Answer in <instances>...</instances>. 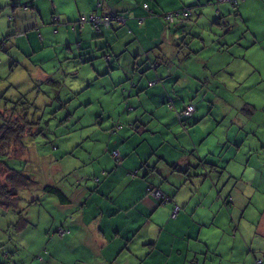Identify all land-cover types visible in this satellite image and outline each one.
I'll return each instance as SVG.
<instances>
[{
    "label": "crops",
    "instance_id": "crops-1",
    "mask_svg": "<svg viewBox=\"0 0 264 264\" xmlns=\"http://www.w3.org/2000/svg\"><path fill=\"white\" fill-rule=\"evenodd\" d=\"M4 1L7 21L15 28L12 33H0V42L9 35L13 40L1 48L4 53L12 55L19 42L34 77L40 71L49 78V71L32 61L37 45L49 48L56 42L67 55L78 54V65L71 72L90 65L93 78H102L106 87H113L108 89L113 98L119 97L114 106L105 105V109L103 105L101 116L92 122L95 139L103 138L105 144L91 148L89 165L95 166L87 178L100 177L103 184L96 188L86 184L95 191L77 194L78 209L67 240L74 246L73 264H258L259 258L264 260V33H252L253 42L250 34L248 46L236 52V33H221V44L215 46L216 41L206 44L205 31L190 32L192 18L203 28V13L194 16L193 10L189 19L165 25L162 12L186 3L199 9L201 0L199 5L194 0H112L127 16L125 23L113 29L79 22L81 15L112 11L109 6L99 9L98 0H48L49 12L41 9L38 0ZM255 2L246 0L242 7ZM144 3L152 10L145 9ZM209 5L215 16L230 11L226 4ZM55 16H60L59 22ZM24 39L28 48H23ZM15 58L13 66L19 61ZM245 62L248 74L242 69ZM210 70L216 72L212 76L216 86L195 92L190 85L207 81ZM226 76L232 80V90ZM249 78L250 94L238 100L236 112V82L245 85ZM128 82L134 85L128 87ZM4 86L2 82L0 95L10 93ZM222 88L233 96L223 94ZM200 94L208 102V112L196 105L194 114L183 122L167 106L172 101L184 108L193 102H187L188 95L193 100ZM122 98L137 110L122 109ZM212 104L222 109L217 112ZM236 116L242 119L238 127ZM153 124L155 136L153 141L146 136L147 142L144 132ZM242 127L246 129L240 131ZM134 129L142 139L132 146ZM245 148L249 151L246 163L239 158ZM149 185L160 187L173 201L160 203L147 193ZM95 192L101 193L95 206L83 201ZM74 201L67 195V200L60 199V206ZM176 203L181 211L173 219Z\"/></svg>",
    "mask_w": 264,
    "mask_h": 264
},
{
    "label": "rangeland",
    "instance_id": "rangeland-1",
    "mask_svg": "<svg viewBox=\"0 0 264 264\" xmlns=\"http://www.w3.org/2000/svg\"><path fill=\"white\" fill-rule=\"evenodd\" d=\"M28 1L24 0L23 2ZM38 1L43 11H50L51 3L48 0ZM194 1L196 5H199L197 0ZM201 2L202 5L198 6L199 9L192 6L191 10H195L194 16L204 14L200 23L203 28L196 25L197 18H192L190 21L191 29L194 31L190 29V32L205 31L204 39H206L207 45H212V41H216L214 42L216 43L215 46L221 44L219 42L221 33H236V44L233 48L237 52L241 47L248 46L250 34L264 33V13L262 12L264 11V4L261 0H256V3L251 6L245 4L242 7V3L236 8L226 4L230 11L226 12L224 17L214 15L208 0H201ZM0 3L3 4V6L0 4V33H12L15 28L10 26L12 24L10 20L7 21L8 10L5 9V1L0 0ZM241 8L243 10H240ZM260 10L262 11L260 12ZM254 34H252V42L255 40ZM52 36L54 37L56 34L52 33ZM232 38L234 36L230 34L229 40ZM11 40L10 38L8 42ZM37 40L38 37L35 35L36 43ZM55 44L56 42H53L54 46L49 48H42L40 44L37 45L35 48L36 55L33 56L32 61L34 64H42L49 71L46 70L49 73V78L53 80L49 83L46 82V79L49 78L40 71L35 77L41 81L35 80L32 72L33 67L29 64L31 61L24 56V51L20 48L19 42L16 43L12 55L4 53L0 49V59L3 60L2 63L0 62V92H2V82L5 85L4 88L10 90L8 94L0 95V112L10 113L11 110L19 109L17 112H24L29 120L26 125L28 130L23 135L22 142H11L2 150L6 154L0 156V186L5 185L4 189H6L10 188L12 184L7 177L11 173L8 166L21 171L25 176L36 181V183L28 186L17 188L19 197L17 206L1 204V199H7L10 194L0 192V264H63L64 262L73 264L74 255L72 252L74 250L72 249L74 246L67 244L68 237L60 238L59 234L56 233V228L58 229L60 225L69 226L73 222L74 214L78 209V201L76 200L78 193L94 192L96 186L100 187L103 184V182L100 183V177L87 178L95 166L89 165L91 148L97 144H105L103 138L99 141L95 139L97 137L92 122L96 117L101 116L103 105L104 107L105 105L114 106L119 97L113 98L111 91L108 92V89L112 90L113 87L111 85L106 87L102 78L97 80L93 78V70L90 65L80 67L79 72H71L74 64L78 65V62H75L78 60L75 58L78 54L67 55L62 46ZM24 47L28 48L25 39ZM28 54L29 52L26 51L25 55ZM15 55L19 61L16 66H13ZM11 56L14 58L12 59ZM11 65L14 69L11 68ZM242 69L245 74L249 73L246 62L242 64ZM214 74L216 72L210 70L206 77L207 81L203 79L198 82L197 87L194 83L190 86L195 88V92L201 91L204 86H216L212 81ZM226 77L229 89L232 90V80L229 76ZM250 81L251 78L247 79L245 85L240 84L239 81L236 82V112L239 109L237 107L240 103L238 100L250 94L251 90L246 87ZM127 84L130 87L132 83L128 82ZM222 91H224L223 88ZM223 94L230 96V98L233 96V93L227 89ZM202 97L203 95L200 94L199 97L192 100L190 99L191 96L188 95L186 97L188 98L187 102L191 100L195 103L189 102L186 104L187 107L192 103L195 106L199 105L200 108L203 107L205 112H208V102ZM123 100L122 98L120 101L122 109L124 106L125 109L129 106L132 112L137 110L131 102L126 103L127 100ZM172 103L170 101L167 106L178 117L184 108L175 107L172 109L170 107ZM212 106L214 109L217 108V112L222 109L218 104L217 106L212 104ZM234 108L235 106H233ZM212 114L216 113L212 112ZM182 120L179 121L182 122ZM241 120L236 116V127L240 126ZM226 121L228 122L229 118ZM121 124H127V122ZM154 126L155 124L151 125L149 127L151 129L144 132L145 137L143 138L146 139L148 136L153 141V136H155L153 133L156 131ZM245 129L242 127L239 130ZM203 131L206 134L208 128L205 127ZM133 136L130 139L132 146L142 139L141 134L139 136L134 132ZM197 137L200 139L201 135ZM182 138L185 139L183 136ZM146 141L149 142L148 139ZM248 152V149L245 148L239 154V158L245 163L248 160ZM46 184L60 188L75 201L71 205L60 206V195L43 188ZM86 184L94 188H87ZM86 199L95 206L96 202L101 199V193L95 192L92 197L85 195L83 201ZM168 203L170 202L165 204ZM93 207L90 206V209ZM21 217H27L26 219L31 221V224L24 229L18 228ZM45 257L47 258L45 259ZM82 264H87V262Z\"/></svg>",
    "mask_w": 264,
    "mask_h": 264
},
{
    "label": "trees",
    "instance_id": "trees-1",
    "mask_svg": "<svg viewBox=\"0 0 264 264\" xmlns=\"http://www.w3.org/2000/svg\"><path fill=\"white\" fill-rule=\"evenodd\" d=\"M244 1H246V0H216V1L210 0L209 3L216 4L217 7H220L223 4H229L233 8H236V7L240 6L242 3H244ZM108 6L110 8H112V11L117 12L119 16H125L127 18L126 13L124 11H122V10H120V9H118L112 5V0H106V1H103L101 3H99V0H98L99 9H106V7H108ZM144 7L147 10H152L149 6V3H144ZM191 9H192V6L184 5L178 9H175V10L164 11V12H162L161 15H162V18H163L165 25H171V24L176 23L178 20L189 19L192 15V12H193V10H191ZM92 13L96 14V15H100V16L103 15V14L95 12V11L90 12L88 14H84V15L87 17V19H89V16ZM166 13H172L175 19L174 20H165L164 16L166 15ZM84 15L80 16L79 22L80 23H91L94 27H96V25L93 22H91L90 20L87 22H83L81 18ZM221 16L224 17L225 13L222 12ZM105 27L109 28V29L115 28V26L114 27L105 26ZM73 28H76V25H73ZM100 28H102V26ZM10 37H11V35L5 36L3 38V40L0 42V49L3 48L7 44ZM238 41H239V39H238ZM137 69H138V67H136V70ZM52 81L53 80L51 78L46 79L47 83L52 82ZM185 108H186V106L184 107V109ZM24 109L25 108L23 107V110ZM184 109H182V110H184ZM17 111H19V109H14V111L11 110L10 113L0 112V156L3 154H6L4 151H2V150H4L3 149L4 146L7 147L9 143L15 142V141H17L19 143L22 142L21 141L22 137L28 130V127L26 126L29 123L27 114H25L24 112L19 113ZM192 115L184 116L182 119H186L188 117H191ZM178 119L180 120L179 116H178ZM183 121L184 120H182V122ZM113 130L115 131L114 128H113ZM111 152L113 153V151H111ZM115 159L118 160L119 157H115ZM2 162H4V161H2ZM8 168H9V170H11V173H9V175L7 177H9V179L13 185L10 183L11 184L10 188H6V189H4L5 185L0 186V192L3 191L5 194H8V193L10 194L9 197H7V199H1V204H6L8 206H12V205L17 206L19 204V199H18L19 197L17 195L18 194L17 188H19L21 186H28L32 183H36V181L33 180L31 177L25 176L24 173H22L21 171L15 169V168H12L9 166H8ZM29 181H30V183H28ZM149 186H151V185H149ZM44 188L47 191H52L54 193H58L60 195V199L62 201L67 200V195L60 188H58L52 184L45 185ZM160 203H161V201H160ZM162 204H164V203L162 202ZM26 218L21 217L20 221L18 222V228L19 229H24L25 227H27L28 225L31 224V221L27 220ZM56 230H57L56 233L59 234L60 238H67V237L69 238V236L72 234V229L70 226L60 225L58 229L56 228ZM63 243H64V241H63ZM46 250L49 251L48 248H46ZM48 254L50 255L49 252H48ZM46 258L47 257H45V259ZM261 260H263V259H261V258L258 259V264H264V260L262 261V263L260 262Z\"/></svg>",
    "mask_w": 264,
    "mask_h": 264
},
{
    "label": "built area",
    "instance_id": "built-area-1",
    "mask_svg": "<svg viewBox=\"0 0 264 264\" xmlns=\"http://www.w3.org/2000/svg\"><path fill=\"white\" fill-rule=\"evenodd\" d=\"M106 1V0H99V3ZM55 20V22H59L60 21V16H55L53 18ZM82 21L83 22H87V21H91L93 22L96 27L99 29L102 25L103 26H107V27H114L117 24H121V23H125L126 22V17L125 16H119L117 12L112 11V12H108V13H104L103 15H96V14H90L89 19H87V17L84 15L82 16ZM165 20H174V16L172 13H166V15L164 16ZM109 59H111V57H108ZM171 108H175L174 103H172L170 105ZM196 111V106L194 104H189L188 107L186 106V108L182 111H180L179 114V118L182 119L184 116H189L194 114V112ZM120 151L116 150L114 151V156L115 157H119ZM131 175H137V171H131L130 172ZM147 192L149 195H153L155 198H157L159 201H161V203L163 202L164 204L167 202H171L173 201V198L171 196H168L160 187L158 186H154L151 185L147 188ZM181 211V206L176 203L173 213H172V218L176 219L178 217V215L180 214ZM263 260H261L260 262L262 263Z\"/></svg>",
    "mask_w": 264,
    "mask_h": 264
},
{
    "label": "water",
    "instance_id": "water-1",
    "mask_svg": "<svg viewBox=\"0 0 264 264\" xmlns=\"http://www.w3.org/2000/svg\"><path fill=\"white\" fill-rule=\"evenodd\" d=\"M150 59H151V56H148L147 61H149Z\"/></svg>",
    "mask_w": 264,
    "mask_h": 264
},
{
    "label": "bare ground",
    "instance_id": "bare-ground-1",
    "mask_svg": "<svg viewBox=\"0 0 264 264\" xmlns=\"http://www.w3.org/2000/svg\"><path fill=\"white\" fill-rule=\"evenodd\" d=\"M150 153V152H149ZM197 156V155H196ZM196 158V157H195ZM150 159V158H149ZM148 160V159H147ZM145 162V161H144ZM145 164H146V162H145ZM185 164V163H184ZM170 217H172V216H170Z\"/></svg>",
    "mask_w": 264,
    "mask_h": 264
}]
</instances>
